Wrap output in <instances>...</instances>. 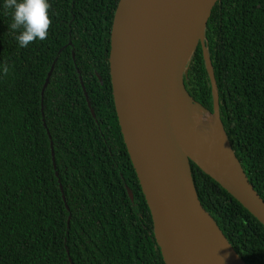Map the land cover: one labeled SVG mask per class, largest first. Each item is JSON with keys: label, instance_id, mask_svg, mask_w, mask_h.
Wrapping results in <instances>:
<instances>
[{"label": "trees", "instance_id": "trees-1", "mask_svg": "<svg viewBox=\"0 0 264 264\" xmlns=\"http://www.w3.org/2000/svg\"><path fill=\"white\" fill-rule=\"evenodd\" d=\"M118 2L49 0L48 36L27 48L0 6V64L10 67L0 76V264H164L114 107ZM205 37L224 131L264 201V0H219ZM184 84L212 112L200 45ZM190 166L202 207L232 248L246 264H264V226Z\"/></svg>", "mask_w": 264, "mask_h": 264}, {"label": "water", "instance_id": "water-1", "mask_svg": "<svg viewBox=\"0 0 264 264\" xmlns=\"http://www.w3.org/2000/svg\"><path fill=\"white\" fill-rule=\"evenodd\" d=\"M218 1L119 0L113 17L109 68L115 112L164 264H246L202 207L191 163L264 226V201L248 181L220 119L205 37ZM199 45L212 112L196 102L184 84ZM81 87L90 107L82 81ZM204 114L216 117L221 132L207 144L199 143L191 131ZM52 160L55 167L53 151ZM126 190L133 201L131 190Z\"/></svg>", "mask_w": 264, "mask_h": 264}, {"label": "clouds", "instance_id": "clouds-1", "mask_svg": "<svg viewBox=\"0 0 264 264\" xmlns=\"http://www.w3.org/2000/svg\"><path fill=\"white\" fill-rule=\"evenodd\" d=\"M0 6L10 10V30L16 33L15 39L20 48H27L30 43L43 41L48 36L52 23L49 17V0H2ZM10 72L8 64H0V76Z\"/></svg>", "mask_w": 264, "mask_h": 264}, {"label": "bare ground", "instance_id": "bare-ground-1", "mask_svg": "<svg viewBox=\"0 0 264 264\" xmlns=\"http://www.w3.org/2000/svg\"><path fill=\"white\" fill-rule=\"evenodd\" d=\"M206 115V116H205ZM192 135L201 144H207L209 141L218 140L221 132L215 116L204 114L194 122Z\"/></svg>", "mask_w": 264, "mask_h": 264}, {"label": "rangeland", "instance_id": "rangeland-1", "mask_svg": "<svg viewBox=\"0 0 264 264\" xmlns=\"http://www.w3.org/2000/svg\"><path fill=\"white\" fill-rule=\"evenodd\" d=\"M206 116V115H205Z\"/></svg>", "mask_w": 264, "mask_h": 264}]
</instances>
